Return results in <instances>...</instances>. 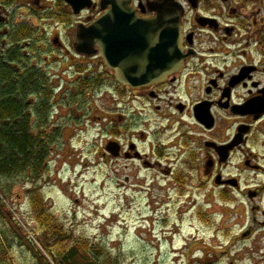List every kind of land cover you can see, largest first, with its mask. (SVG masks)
Returning <instances> with one entry per match:
<instances>
[{
  "label": "flooded vegetation",
  "instance_id": "obj_1",
  "mask_svg": "<svg viewBox=\"0 0 264 264\" xmlns=\"http://www.w3.org/2000/svg\"><path fill=\"white\" fill-rule=\"evenodd\" d=\"M114 1L140 19L134 27L130 19L117 20L118 40L125 31L137 46L119 50L118 61L134 56L152 73L155 58L169 55L164 38L155 42L149 19L156 2L165 4L163 16L175 8L182 47L177 69H164L155 80L149 73L133 75L128 79L145 82L123 85L103 66L96 47L86 50L91 55L78 50L77 31ZM0 53L21 78L32 71L45 78L33 98L51 90L49 125H80L51 121L68 108L59 103L68 94L110 99L98 114L89 111L87 122L100 126L102 165L125 176L115 189L171 191L190 208L199 203L192 204L194 194L206 203L217 194L226 206H242L250 226L264 236V0H0ZM62 66L72 69L71 76ZM75 66L82 68L74 72ZM64 74L71 86L61 82ZM28 105L37 104L32 99ZM193 217L210 220L201 205ZM253 228L242 229L232 245L251 239Z\"/></svg>",
  "mask_w": 264,
  "mask_h": 264
},
{
  "label": "rangeland",
  "instance_id": "obj_2",
  "mask_svg": "<svg viewBox=\"0 0 264 264\" xmlns=\"http://www.w3.org/2000/svg\"><path fill=\"white\" fill-rule=\"evenodd\" d=\"M69 66L61 69L71 76ZM80 68L75 66L74 72ZM68 75L61 78L66 87L71 86ZM110 102L98 94H68L60 99L59 103L68 108L51 121L71 119L80 125H61L59 134L57 125H50L49 133L58 135L50 145L47 171L42 177L33 182L24 176L6 181L10 191L2 193L5 206L0 215V233L4 231L8 238L6 257L10 263L6 264H36V249L48 252L53 243L54 239L46 238L34 221L29 204V191L34 186L67 236L105 246L117 264H228L229 260L263 264L264 236L257 226H250L242 206L239 213L234 203L226 206L217 194L209 203L194 194L192 204L199 203L190 208L183 201L177 203L171 191L156 188L141 192L133 186L115 189V182L125 181V176L102 165L100 126L87 122L89 111L98 114L99 107H108ZM200 205L202 213L210 214L208 223L193 217ZM244 228L255 230L252 238L232 245V238ZM259 249L262 251L257 253ZM3 262L5 258L0 256V264Z\"/></svg>",
  "mask_w": 264,
  "mask_h": 264
},
{
  "label": "trees",
  "instance_id": "obj_3",
  "mask_svg": "<svg viewBox=\"0 0 264 264\" xmlns=\"http://www.w3.org/2000/svg\"><path fill=\"white\" fill-rule=\"evenodd\" d=\"M2 58L0 53V215L5 206L2 193L10 191L6 181L24 176L33 182L42 177L47 171L50 145L58 135L49 133L51 90L33 98L41 90L45 78L32 71L27 79H23L10 64H3ZM32 99L37 104L34 108L28 107V101ZM27 107L30 113H26ZM33 188L29 191V204L34 221L46 238L54 239L48 252L36 249V264H54L52 261L56 264H117V258L105 246L88 240L74 241L67 236L62 225L48 211L41 191ZM7 216L12 220L9 212ZM6 241L7 235L1 231L3 264L10 263L6 257Z\"/></svg>",
  "mask_w": 264,
  "mask_h": 264
},
{
  "label": "water",
  "instance_id": "obj_4",
  "mask_svg": "<svg viewBox=\"0 0 264 264\" xmlns=\"http://www.w3.org/2000/svg\"><path fill=\"white\" fill-rule=\"evenodd\" d=\"M165 7L163 1L156 2L155 11L156 15L149 19V25L154 22L155 25V42H159L165 39L166 48L169 56H165L164 61H158L155 58L154 68L155 71L152 73V67L142 64V61L135 62V57L132 56L129 59H122L118 61V53L120 51H133L137 49L136 43L133 39H127L126 32L123 31L122 39L118 40V33L116 30V22L118 19L127 20L130 19L131 25L134 27L138 19L132 14H128V7L125 3L121 1L111 2V7L108 12H106L101 17L95 19L85 28L79 29L77 31L75 45L80 52L91 55V53L86 50H90L93 47L98 49V56L103 62V66L107 67L113 72L115 80L123 85H134L142 84L145 81L130 80L129 77L133 75L142 76L145 73H149L148 76H153L155 80L162 74V70L165 72H170L178 68L182 62L181 55V32L179 26V16L175 8L171 9L170 13L163 16L162 8ZM120 14V12H122ZM148 23V22H146ZM164 24V26H163ZM158 27H162L159 29ZM131 32V33H130ZM130 35H136L135 28L130 30ZM150 35V34H149ZM165 36V37H164ZM160 46V44H159ZM159 46H156L158 48ZM157 50V49H156ZM149 66H152L150 63ZM158 67H160L158 69ZM146 68L148 71L146 72ZM164 72V73H165ZM151 80V81H154Z\"/></svg>",
  "mask_w": 264,
  "mask_h": 264
}]
</instances>
